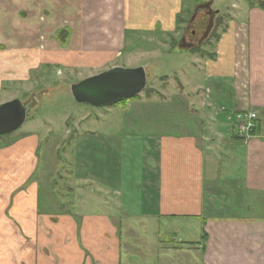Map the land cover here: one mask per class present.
Listing matches in <instances>:
<instances>
[{
	"label": "crops",
	"instance_id": "0c3cea01",
	"mask_svg": "<svg viewBox=\"0 0 264 264\" xmlns=\"http://www.w3.org/2000/svg\"><path fill=\"white\" fill-rule=\"evenodd\" d=\"M37 1L11 0L21 9V21L10 23L21 40L0 52V87L26 82L28 75L37 76L41 65L99 68L115 63L123 56L127 32H173L182 0H44L50 10L46 34L55 32L61 19L72 24V37L65 42L70 46L64 50L48 41L39 49ZM242 2L232 6L225 33L215 45V60L198 54L193 59L203 63L206 91L229 100L232 117L222 107L213 116L198 73L183 74L177 79L179 93L190 100L184 110L192 120L179 124L184 133L158 137L147 176L151 205L145 215L200 226V241L177 246L171 238L159 248L172 244L170 249H182L183 255L199 252L201 264H264V9ZM184 87L190 90L183 92ZM242 110L257 114L252 136L241 135L236 124L227 126ZM9 141L0 140V264H121L122 219L114 223L113 215L101 211L76 214L72 188L59 189L71 178L60 171L47 176L46 194L55 209L45 211L34 176L40 139ZM70 143L64 152H70ZM82 155L77 157L80 163L87 159ZM59 162L67 163L64 156Z\"/></svg>",
	"mask_w": 264,
	"mask_h": 264
},
{
	"label": "rangeland",
	"instance_id": "374dc122",
	"mask_svg": "<svg viewBox=\"0 0 264 264\" xmlns=\"http://www.w3.org/2000/svg\"><path fill=\"white\" fill-rule=\"evenodd\" d=\"M205 3H210L212 10L217 11L216 17L222 16L225 23L229 13L235 10L232 6L243 4L242 0H182L173 32L165 36L156 33L147 35L149 33L140 30L133 31V34L127 32L121 50L123 56L116 58L115 63L99 68L41 65L39 73L36 72L37 76L32 78L28 75L26 82L3 83L0 87V104L13 99L23 104L31 103L22 126L0 140L14 142L27 137L40 139L37 150L38 169L34 176L39 182L43 209H55V201L53 203L50 199L52 197L46 194V180L48 175L56 177L60 171L61 176L71 178L70 181H62L59 189L63 192L67 187L72 188L71 203L76 214L107 213L113 215L114 223L122 219L119 228L121 264H201L199 252L183 255L180 251L182 249H170L172 244H167L166 250L159 248L160 243L171 238L177 246H181L182 242L200 241L198 222L158 218L145 215V212L151 205L148 202L147 176L152 170L150 159L156 150L158 137L180 135L184 132L179 124H187L192 120V116L184 110L190 100L187 102L185 94L179 93L182 86L177 79H181L183 74L190 77L196 71L200 77L198 82L204 89L202 97L204 95L211 114L214 116L221 107L230 113L227 104L229 100L211 96L206 91L203 63L193 60L197 55L173 47L179 37H188L190 30L195 31L194 42L202 35L207 24L206 16L199 14L190 25L188 20L192 18L195 7ZM14 6L11 0H0V52L11 49L10 46L21 40H17L14 29L10 27L11 22L21 21V9ZM47 7L44 0L37 1L39 49L44 50L46 44H50L53 48L64 50L70 46L65 42L72 37V24L68 19H61L56 26L58 20H54L55 32H51L50 36L46 34L44 25L46 17L50 15ZM22 11L27 15V11ZM58 28L69 29L57 32ZM220 32L221 26L214 31L215 34ZM217 42L209 40L202 46L203 52L213 54ZM205 58L208 56H200V59ZM209 59L215 60L214 57ZM1 60L8 63L5 59ZM113 65L124 69H144L145 89L138 97L106 107H93L73 99L71 85L116 67ZM189 90V87H184L183 92ZM227 93L224 97H228ZM219 114L221 116L225 113ZM233 122L234 119L227 126L235 125ZM234 129L237 130L236 127ZM68 139H72L70 152L68 149L64 152L63 148L59 150L60 143ZM81 154L87 159L80 163L77 157ZM62 155L66 164L59 162ZM64 183L69 185L64 186ZM62 192L59 194L62 195Z\"/></svg>",
	"mask_w": 264,
	"mask_h": 264
},
{
	"label": "water",
	"instance_id": "95a60500",
	"mask_svg": "<svg viewBox=\"0 0 264 264\" xmlns=\"http://www.w3.org/2000/svg\"><path fill=\"white\" fill-rule=\"evenodd\" d=\"M209 6L210 3L195 7L191 20ZM207 14L209 21L198 44L207 38L217 11L209 10ZM191 47L192 45L179 44V48L185 51ZM145 84L146 76L143 68L113 67L71 85L70 93L77 103L88 104L93 107H106L139 95L145 88ZM30 107V102L23 104L17 99L0 104V138L12 134L22 126Z\"/></svg>",
	"mask_w": 264,
	"mask_h": 264
},
{
	"label": "trees",
	"instance_id": "16d2710c",
	"mask_svg": "<svg viewBox=\"0 0 264 264\" xmlns=\"http://www.w3.org/2000/svg\"><path fill=\"white\" fill-rule=\"evenodd\" d=\"M246 1H247L248 6H256V7H259L261 9H264V0H246ZM225 21H226V19H225ZM220 26H221V32H223L225 30V26H226L225 22H223V17L222 16H219V17L218 16L217 17L215 16V18L213 19V26H212V28H211V30H210L207 38L203 41L202 45L201 46L200 45H197L194 48L187 49V51H191L192 53L198 54L201 57L208 56V58H213L214 57V54H208L206 52H203L202 46L205 43H207L209 40H211V39H213L214 41H218L221 32L218 33V34H215L214 31L217 28H219ZM175 46L178 47L177 44L174 45L173 47H175ZM179 50L184 51L181 48H179ZM136 97H138V95H136V96H134L132 98H128V99H134ZM124 100H126V99H124ZM124 100H122V101H124ZM71 141H72V139L65 140V142L61 146V149L62 148L64 149L65 146H68Z\"/></svg>",
	"mask_w": 264,
	"mask_h": 264
},
{
	"label": "built area",
	"instance_id": "2783aa9c",
	"mask_svg": "<svg viewBox=\"0 0 264 264\" xmlns=\"http://www.w3.org/2000/svg\"><path fill=\"white\" fill-rule=\"evenodd\" d=\"M234 121L241 135L248 137L257 128V114L254 111L242 110L235 113Z\"/></svg>",
	"mask_w": 264,
	"mask_h": 264
},
{
	"label": "flooded vegetation",
	"instance_id": "af4514ba",
	"mask_svg": "<svg viewBox=\"0 0 264 264\" xmlns=\"http://www.w3.org/2000/svg\"><path fill=\"white\" fill-rule=\"evenodd\" d=\"M206 4V3H205ZM209 10H212V8H211V5L209 6V8H206V9H204L203 11H200L197 15H196V17L199 15V14H204L205 16H206V19H207V24H208V21H209V16H208V12H209ZM212 11H214V10H212ZM196 17L193 19V20H191L190 18H189V20H188V23H189V25L190 24H193L194 22H195V20H196ZM214 19V18H213ZM207 24H206V26H207ZM206 26L204 27V29H203V32H204V30H205V28H206ZM189 28H187V30H188ZM202 35H203V33H202ZM201 35V36H202ZM195 31L194 30H190V34H189V36L187 37V36H181V37H179V39H178V43H177V46H178V48H179V44L180 43H182V44H184V45H192V47L191 48H194L195 46H197V45H200V44H202V43H200V44H198V41H199V39L201 38V36L197 39V41L196 42H194V39H195ZM191 48H189V49H191Z\"/></svg>",
	"mask_w": 264,
	"mask_h": 264
}]
</instances>
